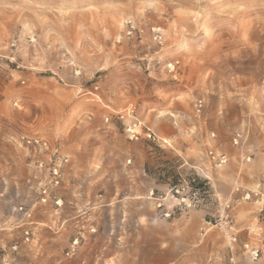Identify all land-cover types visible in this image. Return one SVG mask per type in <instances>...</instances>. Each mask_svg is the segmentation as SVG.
<instances>
[{
    "label": "rangeland",
    "instance_id": "1",
    "mask_svg": "<svg viewBox=\"0 0 264 264\" xmlns=\"http://www.w3.org/2000/svg\"><path fill=\"white\" fill-rule=\"evenodd\" d=\"M20 136L45 137L68 158L61 195L71 200L58 211L33 207L34 172ZM209 151L226 164L212 167ZM143 152L147 177L137 171ZM262 157L264 0H0V213L22 205L38 222L14 250L0 229V264L107 252L80 249L76 235L66 256L68 225L102 243L115 239L111 264H155L158 253L204 258L208 250L194 246L200 230L229 199L234 228L243 229L237 242L262 251L254 262L240 251L242 264H264ZM204 169L215 184L206 203L203 189H190ZM259 182L261 195L243 201ZM206 237L226 241L216 227Z\"/></svg>",
    "mask_w": 264,
    "mask_h": 264
},
{
    "label": "built area",
    "instance_id": "2",
    "mask_svg": "<svg viewBox=\"0 0 264 264\" xmlns=\"http://www.w3.org/2000/svg\"><path fill=\"white\" fill-rule=\"evenodd\" d=\"M196 107L197 112L202 107L201 101H198ZM137 125L133 124L128 126L126 129L129 139H137L138 134L134 132V128ZM214 136V135H211ZM240 135H236L233 143L236 145ZM17 145L23 148L25 155L29 160L28 166L33 170L31 178L28 180L31 184H36V198L35 205H48L53 203V205L58 209L61 207V201L56 197V190L61 187L62 177L66 164L68 163V158L61 153L59 147L50 143L49 140L41 136H20L15 140ZM207 159L212 167L220 168L225 165L227 159L225 155L216 153L215 151H209L207 153ZM264 168V164L262 165ZM202 174H204L201 171ZM263 178V177H262ZM204 179L209 181V178L204 175ZM263 183V182H262ZM261 182L258 183L256 189L251 193H247L241 199L249 200L250 194L254 197L261 195ZM264 191V189H262ZM178 193V190L175 191ZM232 199L222 203L221 209L218 211V215L214 221L207 220L204 221V226L200 230V234L203 236L209 229L216 227L223 235L228 243V250L230 253L236 252L235 246L237 245V233L233 225V221L230 215V206ZM16 213L21 216L22 224H30L32 219V212L30 209H26L22 205H16L14 207ZM166 216V215H165ZM23 241L28 243L30 237L32 236L29 229H24L22 231ZM78 244V240L74 239L70 243L69 250L66 256H70L75 252V247ZM16 247H13V250ZM241 253L250 261H256L259 255L262 253L260 249L251 245V243H243L240 246ZM232 262V260H230Z\"/></svg>",
    "mask_w": 264,
    "mask_h": 264
},
{
    "label": "crops",
    "instance_id": "3",
    "mask_svg": "<svg viewBox=\"0 0 264 264\" xmlns=\"http://www.w3.org/2000/svg\"><path fill=\"white\" fill-rule=\"evenodd\" d=\"M173 137V136H172ZM182 154V153H181ZM143 152L142 158L138 161V174L141 175V177L146 176L145 172H144V168L146 166V160H147V156ZM262 164H264V157H262ZM205 171H203L204 174H206V176L209 174V171L207 169H204ZM263 176V175H262ZM204 183H202V189L204 190V202H207V198L211 199L213 195H211L209 192H212V190H214V182L213 181H207L205 179H203ZM62 184H63V179H62ZM61 184V187L58 188L55 192L57 199H59L61 201L62 206L64 205L65 202H69L71 199H63L62 200V191L65 188L68 187H63V185ZM147 185V183H146ZM135 193H136V198H143L144 196V191L146 190V188L143 189V181L140 183V186L134 189ZM243 200V199H242ZM242 200H237L235 199V202L238 204H242L244 203L245 207L251 205L248 202H242ZM246 201V200H243ZM44 207V208H52L54 211H58V209L53 205V203H49L48 205H33V207ZM206 206V205H205ZM15 204L11 205V210L9 211V215L4 216L2 213H0V229L3 231H6L7 234L9 235V237H11V240L9 242V245L6 243L7 245V249H11V247H15V245L17 244V242H15V240H18V236H20L22 234V231L24 229H29L31 234H36L37 232V228L35 227V225L38 224V222L34 219V215H32V219L30 224H22L21 223V217L18 213L15 212L14 210ZM54 211V212H55ZM263 211V206L257 210L258 214H260ZM72 219H74L73 217L69 216L66 219L63 220V222L65 223H69ZM264 219V215H261V220ZM80 221L76 222V225H78ZM66 233H61V238L64 242V244L66 246H69L70 243L72 242V240L77 236H81L82 238L79 239V242L81 244L80 249H85L87 247H92L93 249L100 251V250H106L107 252H98V253H94V256L92 258H85V257H80L78 256L77 259L74 260H68L66 261L65 264H111V250L113 249V245H115L116 241L115 239H111V237L108 238V241H104L103 243L100 242V236L99 234L97 235H89L85 229L84 226H75L72 230V228L68 225L66 228ZM243 229H236V232L239 234V232H241ZM49 234H55L57 235L59 232V227L55 226L54 223H52L51 225H49ZM195 231H196V227H195ZM208 231L203 235V236H199L201 239L195 243V252L199 253L201 251H204L205 249L208 250L207 256H205L204 258H200V257H195V258H180V259H176V258H171V259H166L163 256H161V254H157V262L155 264H242L243 260L240 254V246L242 244L241 242V237L238 236V242L237 245L235 246V251L233 253H230L228 250V243L226 241H223L220 244H214L213 242V238L211 237H206L207 236ZM85 238H87L85 240ZM54 239H58V237H51L50 240H54ZM85 240V241H84ZM4 243H0V248H2L1 250L5 249L6 246ZM52 244H50L49 247ZM103 254V258H101L100 256ZM230 260H232V262H230ZM38 264H46L44 260L42 259H38L37 260ZM250 262H254V261H250ZM142 264H149L148 261H144Z\"/></svg>",
    "mask_w": 264,
    "mask_h": 264
},
{
    "label": "trees",
    "instance_id": "4",
    "mask_svg": "<svg viewBox=\"0 0 264 264\" xmlns=\"http://www.w3.org/2000/svg\"><path fill=\"white\" fill-rule=\"evenodd\" d=\"M144 172H145L146 175H149L147 165L144 168ZM173 180L174 181H172L171 183H168V185L171 186V187H176L177 179H175V177H173ZM202 183H204V182L200 181L197 178L191 179L190 189L193 192L198 191V190H202Z\"/></svg>",
    "mask_w": 264,
    "mask_h": 264
}]
</instances>
